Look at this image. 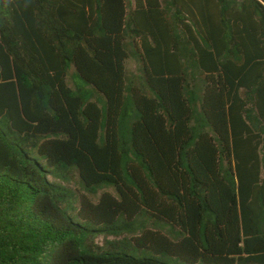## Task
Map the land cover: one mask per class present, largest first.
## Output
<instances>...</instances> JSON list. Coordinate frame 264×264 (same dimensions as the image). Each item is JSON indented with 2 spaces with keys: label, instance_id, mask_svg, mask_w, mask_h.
I'll use <instances>...</instances> for the list:
<instances>
[{
  "label": "trees",
  "instance_id": "obj_1",
  "mask_svg": "<svg viewBox=\"0 0 264 264\" xmlns=\"http://www.w3.org/2000/svg\"><path fill=\"white\" fill-rule=\"evenodd\" d=\"M0 264H264V0H0Z\"/></svg>",
  "mask_w": 264,
  "mask_h": 264
},
{
  "label": "rangeland",
  "instance_id": "obj_2",
  "mask_svg": "<svg viewBox=\"0 0 264 264\" xmlns=\"http://www.w3.org/2000/svg\"><path fill=\"white\" fill-rule=\"evenodd\" d=\"M131 66H132L131 68L134 67L133 65H131ZM107 239H108V240H113V239H115V238H114V237H108ZM98 243H99L100 245L105 244V237H104V236H100L99 239H98Z\"/></svg>",
  "mask_w": 264,
  "mask_h": 264
}]
</instances>
